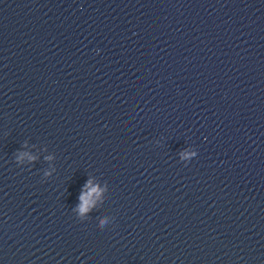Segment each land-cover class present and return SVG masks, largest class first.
Instances as JSON below:
<instances>
[{
	"label": "water",
	"instance_id": "1",
	"mask_svg": "<svg viewBox=\"0 0 264 264\" xmlns=\"http://www.w3.org/2000/svg\"><path fill=\"white\" fill-rule=\"evenodd\" d=\"M0 264H264V0H0Z\"/></svg>",
	"mask_w": 264,
	"mask_h": 264
},
{
	"label": "clouds",
	"instance_id": "2",
	"mask_svg": "<svg viewBox=\"0 0 264 264\" xmlns=\"http://www.w3.org/2000/svg\"><path fill=\"white\" fill-rule=\"evenodd\" d=\"M85 200V204L87 203V198H84ZM83 211H87V208L85 207L84 209H82Z\"/></svg>",
	"mask_w": 264,
	"mask_h": 264
}]
</instances>
